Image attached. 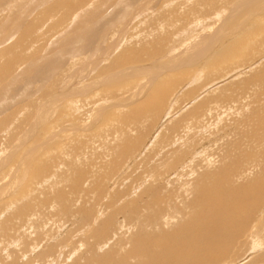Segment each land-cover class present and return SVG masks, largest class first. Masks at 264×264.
Masks as SVG:
<instances>
[{"label": "rangeland", "instance_id": "obj_1", "mask_svg": "<svg viewBox=\"0 0 264 264\" xmlns=\"http://www.w3.org/2000/svg\"><path fill=\"white\" fill-rule=\"evenodd\" d=\"M58 1L60 0H0V68L6 66L7 62H10L11 67L10 69L7 67V72L4 74L0 73V76L3 74L0 77V91L5 90L0 92L3 94H0V98L2 97L0 99V264H84L90 256L88 250L92 252L94 258L102 257L106 253H111L113 257L118 258L124 254L121 251L123 248L120 250L115 245L116 238H121L128 243L129 238L141 227L142 215L148 214L147 212L152 213L154 210L159 213L161 208L164 210L160 213V215L163 214V219H159L161 222L157 219L158 225H151L154 227L151 228L152 231L156 230L155 225L157 229L163 230L170 224L174 226L180 217L173 213L171 215L170 206L177 203L179 206L185 205L184 200L180 198L182 195L180 192L186 187L190 190L196 176L203 172L210 176L199 177L201 181L198 180V183H202L203 187L210 185L214 187V174L227 164L234 163L233 159L237 161L238 158L237 163L235 162L238 167L236 168V165L233 167L229 181L235 186L239 184V188L245 185L248 187L250 182L252 184V187L249 186L250 189L258 186L254 176L258 174L259 166L261 165L262 168L264 163V139H262L264 138V83H262L264 79L258 78V74L264 73V34L258 38L255 37V44L249 43L251 38L247 35L250 32L262 30L264 33V6L253 7L252 9L258 11L252 15L257 16L250 18L246 16L247 19H245V15L238 14L233 18L229 16L233 1L236 0H149L147 3L146 0H143L144 2L140 0L141 3L139 0H107V2L106 0H69L70 8L63 6L56 8L54 4ZM84 1L86 4L88 1L91 2L90 7L88 4L84 7ZM101 2L107 4L103 6ZM262 3L264 5V2ZM141 4L146 6L145 10L137 8ZM100 5L103 7H99ZM136 5L139 6L136 7ZM87 15L89 19L86 18ZM258 17L261 23H255ZM15 22L19 26L22 24L21 28ZM108 23L111 25L109 26ZM193 23H196V26ZM92 24L93 28L89 26ZM31 25L34 26V33L26 38L22 33L26 34L27 28L23 27L29 28ZM89 27L91 30L88 29ZM87 29L88 35L87 31L85 32ZM75 31H81V34L86 33L84 37L82 36L85 41L80 39L81 34L78 36L79 42L77 39V43L74 42L77 37L70 40L71 34ZM100 35L103 36L99 41ZM206 35L211 37L207 38ZM66 37L67 39L70 37L68 42H72L64 41L67 40ZM240 37L241 41L236 42ZM235 38L237 40L234 41ZM81 41L84 43L80 46ZM229 44L236 46L238 53L228 49L227 55L225 53V57H222L221 54ZM12 45H15V48L12 49ZM76 46H79L78 51ZM66 47L75 48V50ZM203 48L205 52L202 51ZM68 51L76 52L69 54ZM210 51L213 53L208 60ZM219 52L220 56H218ZM15 57L17 59L12 63ZM172 62L173 65H171ZM155 67L156 69H153ZM154 72L155 74H152ZM150 76L153 77L148 80ZM156 76L157 78L154 79ZM249 80L252 85L247 84ZM246 84L248 86H245ZM160 88L167 91V95ZM159 90L165 95L161 97L162 103L157 106L156 103L152 106L146 105L152 102L151 94L155 92L157 94ZM147 94H150L151 98ZM234 95L237 97L235 98ZM166 96L169 98H165ZM140 110L141 113H138ZM186 111H193V117L196 114L200 117L192 119V115L188 117ZM137 113L142 115L138 116ZM146 114H149L148 117ZM149 116L155 119L152 120ZM250 118L253 119V123ZM198 121L199 129H195ZM192 124L195 125L192 126ZM237 125L239 128L236 127ZM188 126L190 131L187 130ZM167 129L169 130L166 132ZM192 134L199 135L195 138L198 142L196 145L197 142H192L195 139L190 138ZM251 137L256 140L255 143L248 140ZM125 140L130 141L125 142ZM241 143L243 146L240 145ZM247 146H250L249 149ZM239 149L241 150L238 155ZM259 153L263 155L260 156ZM240 156L246 157L245 159L250 162L255 158V161L247 164L248 162ZM260 157L263 160H260ZM28 160L31 161V165H29L30 162L27 163ZM244 165L245 168H243ZM254 165L258 167L255 168ZM79 171L81 178L77 177V173L80 174ZM74 179H77L78 185ZM252 182L256 184L255 188ZM73 183L78 188L72 189ZM180 187L185 189L182 190ZM89 188L90 190L86 191ZM56 189L60 191L59 194H62V201L61 198L58 201V197L55 196L58 193ZM153 190L160 191L158 196L162 194L159 202L153 201ZM167 193L176 194V201L173 199L171 204L166 201ZM40 199H42L41 202ZM261 202H264V198ZM62 203L70 212L61 209L60 212L57 209V205ZM25 205L28 209L24 210ZM248 205V203L241 205L242 213L244 207L248 209L245 210L246 214L244 212L242 215L240 212V216H246L250 211ZM252 205L251 211L254 208V212L257 213L250 211L247 216L251 213L255 217H264V203L259 204L258 208ZM140 207L145 209L146 213L144 211L141 214L143 210L140 211ZM54 208L56 209L53 211ZM134 208L137 209L139 218L136 216L130 220L127 212ZM147 208L150 211H147ZM62 212H66L67 215ZM164 212L170 214L167 213V215ZM35 213L38 220L33 218L35 216L32 214ZM112 213L115 215H111ZM160 215L158 218L161 217ZM51 217L54 218L51 219ZM107 218H110V228L105 238L97 240L98 242L90 238L89 231L96 229V226ZM131 221L136 223L131 224ZM163 221L168 224H163ZM19 222H21L20 227L17 226ZM48 222L50 223L46 226ZM133 224L135 228L131 227ZM9 225L14 228L6 227ZM161 225L163 228L159 227ZM258 229V235V232H252L256 234L254 238H259L258 240L251 235L240 239L237 252L235 251L237 257L230 264H264V262L252 263L264 257V240L263 242L260 240L264 238L261 232L264 229L262 227ZM253 240L261 241L262 245L255 248L249 247ZM86 241H89L90 246L86 244ZM81 243L84 244L80 245ZM84 245L86 247L88 245V250Z\"/></svg>", "mask_w": 264, "mask_h": 264}, {"label": "bare ground", "instance_id": "obj_2", "mask_svg": "<svg viewBox=\"0 0 264 264\" xmlns=\"http://www.w3.org/2000/svg\"><path fill=\"white\" fill-rule=\"evenodd\" d=\"M94 1V0H93ZM100 1V0H99ZM136 1V0H135ZM134 1V2H135ZM141 1H143V0H141ZM141 1L139 0V2L141 3ZM149 0H146V3L148 2ZM153 1V0H152ZM159 1V0H158ZM211 1H213V0H211ZM210 1V2H211ZM14 2H16V1H14ZM106 2H107V0H106ZM131 2V1H130ZM144 2V1H143ZM262 2H264V0L262 1V0H236L235 2L233 1V5H232V7H231V10H230V13H229V16H232V18H233V16H235V15H237L238 16V14L239 15H245V19H247L246 18V16H248L249 18L250 17H256L257 15H252L254 12H256V11H258V10H254V9H252L253 7H263L264 5H263V3ZM1 3V2H0ZM27 3V2H26ZM89 3H91V2H89L88 1V5H89V7H90V4ZM103 3V6H104V4L106 5L107 3H105V2H101V4ZM139 3V4H140ZM189 3V2H188ZM187 3V4H188ZM197 3V2H196ZM201 3V2H200ZM86 3H85V1H84V7L87 5ZM92 4H93V2H92ZM95 4V3H94ZM129 4V3H128ZM131 4V3H130ZM145 4V3H144ZM55 5V7L56 8H58V6L60 7V8H62L61 6H63V7H65V8H70L71 7V5H70V1L69 0H60V1H58L57 3H55L54 4ZM74 5V4H73ZM81 5H83V4H81ZM80 5V6H81ZM99 5V4H98ZM98 5L96 6V8L98 7ZM79 6V7H80ZM103 6H99V7H103ZM134 6V5H133ZM137 6H139V5H136V7ZM156 6V5H155ZM197 6V5H196ZM78 7V6H77ZM87 7V6H86ZM106 7V6H105ZM104 7V9H106ZM154 7V6H153ZM152 7V8H153ZM157 7V6H156ZM52 8V7H51ZM81 8V7H80ZM126 8V7H125ZM139 10L141 9H143V10H145L144 8H146V6H142V4H141V6H139V7H137ZM136 8V9H137ZM148 8H150V7H148ZM62 10H64V8L62 9ZM79 10V9H78ZM78 10H76V12L78 11ZM86 10V9H85ZM100 10V9H99ZM218 10V9H217ZM60 11V10H59ZM80 11V10H79ZM94 11V10H93ZM97 11V10H96ZM128 11V10H127ZM137 11V10H136ZM225 11V10H224ZM68 12V11H67ZM216 12V11H215ZM223 12V11H222ZM61 13V12H60ZM62 13H63V11H62ZM61 13V14H62ZM74 13V12H73ZM80 13V12H79ZM96 13V12H95ZM100 13V12H99ZM122 13V12H121ZM130 13V12H129ZM93 14V13H92ZM98 14V13H97ZM101 14V13H100ZM99 14V15H100ZM124 14V13H123ZM144 14V13H143ZM186 14V13H185ZM191 14V13H190ZM190 14H188V15H190ZM72 15V14H71ZM120 15H122V14H120ZM141 15V14H140ZM139 15V16H140ZM216 15V14H215ZM75 16V15H74ZM95 16V15H94ZM98 16V15H97ZM138 16V17H139ZM197 16V15H196ZM19 17V16H18ZM28 17V16H27ZM59 17V16H58ZM62 17H63V14H62ZM71 17V16H70ZM183 18H185L184 16H182ZM187 17V16H186ZM17 18V17H16ZM86 18H88V15H87V17ZM116 18V17H115ZM120 18H121V16H120ZM123 18V17H122ZM197 18V17H196ZM236 18H239V17H236ZM49 19H50V17H49ZM52 19H54V18H52ZM57 19H59V18H57ZM61 19V18H60ZM70 19V18H69ZM89 19V18H88ZM244 19V20H245ZM252 19V18H251ZM250 19V20H251ZM263 19V18H262ZM46 20V19H45ZM48 20V19H47ZM84 20H87V19H84ZM92 20H94V18H92ZM96 20H97V18H96ZM116 21H117V19H115ZM58 21H60V20H58ZM95 21V20H94ZM113 21V20H112ZM116 21H114V22H116ZM198 21V20H197ZM196 21V22H197ZM19 22H21V20H19ZM50 22V21H49ZM62 22V21H61ZM93 22V21H92ZM121 21H119V23H120ZM130 22V21H129ZM228 22V21H227ZM233 22V21H232ZM243 22V21H242ZM257 22H260V17H258L257 19H255V23H257ZM262 22V21H261ZM260 22V23H261ZM17 23H18V21H17ZM58 23V22H57ZM56 23V24H57ZM89 23H91V21L89 22ZM107 23V22H106ZM105 23V24H106ZM221 23H223V21L221 22ZM229 23H230V20H229ZM15 24H16V22H15ZM14 24V25H15ZM24 24V23H23ZM85 24H87V22L85 23ZM95 24V23H94ZM110 23H108V25H109ZM112 24H114V23H112ZM115 24H117V23H115ZM190 24V23H189ZM230 24H232V23H230ZM242 24V23H241ZM248 24V23H247ZM17 25V24H16ZM25 25V24H24ZM70 25V24H69ZM101 25V24H100ZM111 25V24H110ZM109 25V26H110ZM193 25H195L196 26V23H193ZM223 25H224V23H223ZM225 25H227L226 23H225ZM235 25V24H234ZM257 25V24H256ZM263 25V24H262ZM17 26H19V25H17ZM21 26H22V24H20V28H21ZM27 26H29V25H27ZM86 26V25H85ZM84 26V27H85ZM89 26H92V28H93V24L92 25H89ZM240 26V25H239ZM239 26H238V29H239ZM242 26H244V24L242 25ZM264 26V25H263ZM12 27V26H11ZM19 27H18V29H19ZM56 27V26H55ZM79 27V26H78ZM94 27H96V26H94ZM106 27V26H105ZM260 27V26H259ZM13 28H14V26H13ZM23 28H27L26 30H25V32H26V34H24V33H22L25 37L26 36H29L31 33H34V26L33 25H31L29 28L28 27H23ZM85 28H87V27H85ZM99 28V27H98ZM107 28V27H106ZM235 28V27H234ZM256 28H257V26H256ZM263 28V27H262ZM17 28H15V30H17V31H19ZM79 29H82V28H79ZM88 29H90L91 30V28L89 27ZM88 29L87 30H85V32L87 33V35H88ZM20 30H22V29H20ZM36 30H37V28H36ZM94 30V29H93ZM104 30V29H103ZM222 30V29H221ZM225 30V29H224ZM240 30V29H239ZM243 30V29H242ZM262 30V29H261ZM13 31V30H12ZM153 31V30H152ZM169 31V30H168ZM218 31H220V29L218 30ZM231 31V30H230ZM104 32V31H103ZM222 32V31H221ZM221 32H218V33H221ZM11 34L13 33V32H10ZM14 33H16V31L14 32ZM35 33H36V31H35ZM82 32L81 31H79V32H77V31H75L73 34H71V39L70 40H72V38H74V37H77V38H75V40H74V42H76V39H77V42H79L80 40L78 39V36H80V34H81ZM86 33H83V34H81V37H80V39L82 38V36L84 35V34H86ZM109 33V32H108ZM226 33V32H225ZM233 33V32H232ZM19 34V33H18ZM93 34V33H92ZM95 34V33H94ZM105 34V33H104ZM215 34H216V30H215ZM222 34H224V33H222ZM222 34H220V36H222ZM235 34H237V33H235ZM264 33H263V30L262 31H256V32H250L247 36H249L251 39H250V41H249V43H252L253 42V44H255L256 42V38L255 37H260V36H262ZM87 35H86V38H87ZM109 35V34H108ZM243 35H245V34H243ZM4 36H5V34H4ZM22 36V35H21ZM20 36V37H21ZM24 36H23V38H24ZM89 36H91V35H89ZM94 36H96V35H94ZM98 36V35H97ZM102 36L103 35H100V38H99V41H100V39L102 38ZM110 36V35H109ZM207 36V38H209V37H211V36H209V35H206ZM205 36V37H206ZM68 37V36H67ZM67 37H66V39H67ZM69 37V38H70ZM84 37V36H83ZM215 37V36H214ZM218 37V36H217ZM233 37V36H232ZM27 38V37H26ZM69 38L67 39V40H64V41H66V42H68V40H69ZM85 38V39H86ZM90 38V37H89ZM95 38V37H94ZM94 38H92L93 40H94ZM111 38V37H110ZM206 38V39H207ZM79 40V41H78ZM82 40H84L83 38H82ZM103 40V39H102ZM210 41H211V38L209 39ZM218 40V39H217ZM235 40H237L236 38L234 39V41ZM22 41V40H21ZM85 41V40H84ZM87 41V40H86ZM92 41V40H91ZM98 41V40H97ZM99 41H98V43H99ZM202 41L205 43V40L204 39H202ZM215 41V40H214ZM239 41H241V37L240 38H238V40L236 41V42H238L239 43ZM243 41V40H242ZM72 42V41H71ZM71 42H68V43H71ZM76 42V43H77ZM82 42V41H81ZM94 42V41H93ZM202 42V43H203ZM217 42V41H216ZM18 43V42H17ZM83 43L84 42H82L81 44H80V46L81 45H83ZM86 43H88V41L86 42ZM90 43V42H89ZM203 43V44H204ZM211 43L213 44V41H211ZM241 43V42H240ZM15 44V43H14ZM63 44V43H62ZM78 44V45H79ZM100 44V43H99ZM99 44H98V46H99ZM201 44V43H200ZM207 44V43H206ZM217 44V43H216ZM243 44V43H242ZM18 45V44H17ZM16 45V46H17ZM66 46H67V44H65ZM75 45V44H74ZM77 45V44H76ZM94 45H96V44H94ZM208 45V44H207ZM206 45V46H207ZM210 45V44H209ZM208 45V46H209ZM15 46V45H14ZM13 45H12V49L13 48H15ZM68 46H69V44H68ZM85 46V45H84ZM87 46V45H86ZM93 46V45H92ZM205 46V47H206ZM208 46H207V48H208ZM211 46V45H210ZM237 46H238V44H237ZM244 46H245V44H244ZM64 47V46H63ZM63 47H61V49L63 48ZM70 47V46H69ZM69 47H66V48H68V49H70ZM75 47V46H74ZM77 47V46H76ZM79 47V46H78ZM78 47H77V51H78ZM247 47V46H246ZM248 47H249V44H248ZM10 48V49H11ZM66 48H65V50H66ZM81 48V47H80ZM237 47L235 46H233V45H228L227 47H225V51L222 53V51H221V55H222V57L224 56V54L226 53V55H227V53H228V49H231L232 51L233 50H235L237 53H238V49H236ZM243 48V47H242ZM83 49V48H82ZM96 49V48H95ZM106 49V48H105ZM204 49L205 48H203L202 49V51L203 52H205L204 51ZM70 50H75V48L73 49H70ZM231 50H229L230 52L229 53H231ZM240 50V49H239ZM83 51H84V49H83ZM98 51V50H97ZM67 51H65V53H66ZM71 52H76V51H68V53L70 54ZM81 52V51H80ZM85 52V51H84ZM234 52V51H233ZM5 53H11V52H5ZM13 53V52H12ZM58 53H61V52H58ZM57 53V54H58ZM64 53V52H63ZM63 53H62V55H63ZM64 53V54H65ZM79 53V52H78ZM102 53H104V52H102ZM213 52L212 51H210V52H208V60H210L209 58H211L212 56H211V54H212ZM237 53H235V54H237ZM189 54V53H188ZM203 54V53H202ZM187 55V54H186ZM190 55V54H189ZM197 55H199L198 53H197ZM205 55V54H204ZM216 55H218V54H216ZM233 55V54H232ZM59 56V55H58ZM205 56H207V55H205ZM218 56H220V52H219V55ZM217 56V57H218ZM71 57V56H70ZM176 57V56H175ZM221 57V58H222ZM225 57V56H224ZM74 58V57H73ZM78 58V57H77ZM90 58V57H89ZM174 58V57H173ZM12 59V58H11ZM17 59V57H15V58H13V61H12V63L15 61ZM185 59V58H184ZM193 59V58H192ZM218 59V58H217ZM172 60H174V59H172ZM214 59H212V61H213ZM176 60H174V62H175ZM186 61V60H185ZM188 61V60H187ZM192 61V60H191ZM74 62V61H73ZM169 62V61H168ZM178 62V61H177ZM69 63V62H68ZM169 63H171V62H169ZM209 63H210V61H209ZM10 62H7V64H6V66H2L3 68H0V73H5V72H7V67H9V69L11 68L10 67ZM86 64V63H85ZM92 64V63H91ZM8 65V66H7ZM101 65V64H100ZM171 65H173V62H172V64ZM176 65V64H175ZM183 65V64H182ZM68 66V65H67ZM36 67V66H35ZM34 67V68H35ZM51 67V66H50ZM81 67V66H80ZM84 67V66H83ZM158 67V66H157ZM166 67V66H165ZM171 67V66H170ZM174 67V66H173ZM176 67V66H175ZM174 67V68H175ZM209 67H210V64H209ZM211 67H213L212 65H211ZM98 68V67H97ZM143 68H144V66H143ZM8 69V70H9ZM48 69V68H47ZM140 69V68H139ZM153 69H156V67L155 68H153ZM152 68H151V70H153ZM6 70V71H5ZM35 70V69H34ZM33 70V71H34ZM44 70V69H43ZM78 70V69H77ZM144 70V69H143ZM165 70V69H164ZM61 71V70H60ZM157 71H158V69H157ZM161 71V70H160ZM201 71H202V69H201ZM262 71V70H261ZM264 71V70H263ZM28 72V71H27ZM31 72V71H30ZM45 72H46V70H45ZM48 72H49V70H48ZM134 72V71H133ZM162 73V72H161ZM197 73V72H196ZM2 74V75H3ZM27 74H29V72L27 73ZM32 74V73H31ZM38 74V73H37ZM37 74H35V75H37ZM40 74V73H39ZM48 74V73H47ZM47 74H45V75H47ZM50 74V73H49ZM83 74H84V72H83ZM133 74V73H132ZM135 74V73H134ZM138 74V73H137ZM144 74V73H143ZM152 74H155V72L154 73H152ZM156 74H158V73H156ZM178 74H180V73H178ZM1 75V76H2ZM42 75V74H41ZM0 76V77H1ZM5 76V75H4ZM3 76V77H4ZM50 76V75H49ZM158 76V75H157ZM157 76L156 77H154V79H156L157 78ZM153 77V76H152ZM151 76L149 77V78H147L148 80L150 79L151 80V78H152ZM173 78H175V76H172ZM261 78L262 80L264 79V73H260V74H258V78ZM45 78H46V76H45ZM74 78V77H73ZM76 78V77H75ZM74 78V79H75ZM121 78V77H120ZM183 78V77H182ZM186 78V77H185ZM177 79V78H176ZM248 79H249V77H248ZM247 79V80H248ZM253 80H254V78H252ZM37 80V79H36ZM175 80V79H174ZM197 80H198V78H197ZM246 80V81H247ZM251 80V79H250ZM249 80V81H250ZM9 81V80H8ZM71 81V80H70ZM162 81H165V80H163L162 79ZM162 81H160L161 83H162ZM248 81V82H249ZM252 81V80H251ZM251 81L248 83L247 82V84H250L251 83ZM28 82V81H27ZM33 82V81H32ZM148 82H150V81H148ZM158 82V81H157ZM174 82V81H173ZM176 82V81H175ZM174 82V83H175ZM178 82V81H177ZM193 82V81H192ZM183 83V82H182ZM244 83V82H243ZM246 83V82H245ZM262 83H264V82H262ZM245 85V86H248V85ZM255 84H257V83H255ZM163 85H165V84H163ZM174 85H176V84H174ZM250 85H252V84H250ZM31 86V85H30ZM74 86V85H73ZM158 86H160V84H158ZM166 86V85H165ZM164 86V87H165ZM245 86H243V87H245ZM254 86V85H253ZM157 87V86H156ZM161 87H163L162 86V84H161ZM177 87V86H176ZM259 87V86H258ZM166 88V87H165ZM170 88V87H169ZM168 88V89H169ZM82 89V88H81ZM155 89V88H154ZM241 89V88H240ZM257 89V88H256ZM261 89V88H260ZM0 90H1V88H0ZM28 90V89H27ZM160 90H162V88H160ZM160 90H159V93H157L156 94V92L154 93V94H151L150 92V94L152 95V98L153 99H151L152 100V102L150 101V102H148V103H146V105L148 104H150L151 106L153 105V104H155L156 106L157 105H159V104H161L162 103V101H163V99H161V97H162V95H163V92L164 93H166L164 90H162L163 92L161 93L160 92ZM166 90H167V88H166ZM3 91V90H2ZM2 91H0V92H2ZM5 91V90H4ZM3 91V92H4ZM83 91V90H82ZM205 91V90H204ZM247 91V90H246ZM264 91V90H263ZM84 92V91H83ZM240 92H241V90H240ZM254 93V92H253ZM1 94V93H0ZM150 94H147L148 96L150 95ZM189 94H191V93H189ZM188 94V95H189ZM222 94V93H221ZM220 94V95H221ZM238 94H240V93H238ZM237 94V95H238ZM1 95H3V94H1ZM0 95V96H1ZM7 95V94H6ZM103 95V94H102ZM154 95V96H153ZM166 95H167V93H166ZM228 95V94H227ZM242 95H244V94H242ZM246 95V94H245ZM5 96V95H4ZM105 96V95H104ZM163 96H165V95H163ZM169 96H171V95H169ZM190 96V95H189ZM193 96V95H192ZM223 96H225V95H223ZM231 96V95H230ZM76 97V96H75ZM205 97V96H204ZM207 97V96H206ZM205 97V98H206ZM220 97V96H219ZM234 97H235V95H234ZM237 97V96H236ZM235 97V98H236ZM238 97H240V96H238ZM242 97V96H241ZM2 98V97H1ZM0 98V99H1ZM147 98V97H146ZM149 98H151V96H149ZM165 98H167V96L165 97ZM169 98V97H168ZM167 98V99H168ZM203 98V97H202ZM255 98V97H254ZM59 99V98H58ZM103 99V98H102ZM106 99V98H105ZM197 99V98H196ZM199 99V98H198ZM209 99V98H208ZM200 100V99H199ZM164 101H166V100H164ZM176 101V100H175ZM198 101V100H197ZM205 101V100H204ZM211 101H213L212 100V98H211ZM226 101V100H225ZM230 101V100H229ZM235 101H237V100H235ZM239 101H240V99H239ZM263 101H264V99H263ZM82 102V101H81ZM86 102V101H85ZM84 102V103H85ZM215 102V101H214ZM90 103V102H89ZM222 103V102H221ZM220 103V104H221ZM226 103V102H225ZM230 104L232 103V102H229ZM145 104V103H144ZM192 104V103H191ZM203 104H204V102H203ZM229 104V105H230ZM255 104V103H254ZM138 105V104H137ZM145 105V106H146ZM149 105V106H150ZM199 105H201V104H199ZM209 105H211V104H209ZM214 105H216V104H214ZM214 105H213V107H214ZM225 105V104H224ZM227 105V104H226ZM88 106V105H87ZM149 106H147V108L149 107ZM217 106H218V103H217ZM62 107V106H61ZM81 107V106H80ZM199 107V106H198ZM207 107V106H206ZM209 107H211V106H209ZM208 107V108H209ZM234 107V106H233ZM237 106H235V108H236ZM139 108V107H138ZM140 108H142V107H140ZM139 108V109H140ZM150 108V107H149ZM155 108V107H154ZM157 108V107H156ZM159 108V107H158ZM160 108H162V107H160ZM203 108V107H202ZM212 108V107H211ZM217 108V107H216ZM226 108V107H225ZM225 108H224V110H225ZM229 108V107H228ZM253 108V107H252ZM144 109V108H143ZM153 109V108H152ZM78 110V109H77ZM142 110V109H141ZM141 110L138 112V113H141ZM158 110V109H157ZM161 110V109H160ZM196 110V109H195ZM203 110V109H202ZM207 110H209V109H207ZM236 110H237V108H236ZM251 110V109H250ZM255 110V109H254ZM133 111V110H132ZM131 111V112H132ZM159 111V110H158ZM210 111V110H209ZM209 111H207L208 113H209ZM214 111V110H213ZM253 111V110H252ZM262 111V110H261ZM151 112V111H150ZM187 112V111H186ZM202 112V111H201ZM206 112V111H205ZM138 113H137V115H138ZM149 113V112H148ZM159 113V112H158ZM211 113H212V110H211ZM223 113V112H222ZM131 114H133V113H131ZM150 114V113H149ZM148 114V115H149ZM152 114H154V112L152 111ZM160 114V113H159ZM169 114V113H168ZM187 114V116L189 117L190 115H192L193 114V111H191V112H187L186 113ZM204 114V113H203ZM206 115H207V113H205ZM214 114V113H213ZM216 114V113H215ZM261 114V113H260ZM139 115H142V114H139ZM138 115V116H139ZM148 115L146 114V117H148ZM166 115V114H165ZM199 115V114H198ZM211 115V114H210ZM209 114H208V116H210ZM46 116H47V114H46ZM153 117H154V115H152ZM152 116H149V118H151ZM202 116V115H201ZM217 116V115H216ZM253 116H255V115H253ZM258 116H260V115H258ZM263 116V115H262ZM40 117V116H39ZM197 117H200V115L199 116H197V114H196V116L194 115V117H193V115L191 116V118L192 119H194V118H197ZM206 117V116H205ZM210 117H212V116H210ZM238 117V116H237ZM242 117H243V115H242ZM264 117V116H263ZM133 118V117H132ZM145 118V117H144ZM164 118V117H163ZM180 118H182V117H180ZM185 118V117H184ZM183 118V119H184ZM213 118H215V117H213ZM218 118V117H217ZM229 118V117H228ZM247 118L249 119V117L247 116ZM140 119H141V117H140ZM139 119V120H140ZM147 119V118H146ZM152 120L153 119H155V118H151ZM185 119H187V118H185ZM191 119V120H192ZM209 119V118H208ZM212 119V118H211ZM251 120H252V123H253V119L252 118H250ZM260 119H263V118H261L260 117ZM94 120H96V119H94ZM143 120V119H142ZM149 120V119H148ZM151 120V121H152ZM181 120V119H180ZM188 120H189V118H188ZM144 121V120H143ZM210 121V120H209ZM241 121V120H240ZM153 122V121H152ZM239 122V121H238ZM256 122H259V121H256ZM263 122V121H262ZM130 123V122H129ZM150 123V122H149ZM202 123V122H201ZM244 123V122H243ZM238 124V123H237ZM34 125V124H33ZM134 125V124H133ZM160 125V124H159ZM180 125V124H179ZM190 125V124H189ZM193 125H195V124H192V126ZM204 125V124H203ZM244 125H245V123H244ZM212 126V125H211ZM232 126V125H231ZM247 126H249V125H247ZM260 126V125H259ZM137 127V126H136ZM178 127H181V126H178ZM177 127V128H178ZM189 127L190 126H188L187 127V130H189L190 131V129H189ZM199 127V121H198V126L197 127H195V129H197ZM237 128H239V126L237 125L236 126ZM251 127V126H250ZM138 128V127H137ZM213 128V127H212ZM235 128V127H234ZM236 128V129H237ZM252 128V127H251ZM143 129V128H142ZM165 129V128H164ZM184 129V128H183ZM199 129V128H198ZM217 129V128H216ZM247 129V128H246ZM124 130V129H123ZM169 129H167L166 130V132L168 131ZM201 130V129H200ZM234 130V129H233ZM248 131H249V129H247ZM127 131V130H126ZM137 131V130H136ZM173 131V130H172ZM198 131V130H197ZM202 132H203V130H201ZM228 131V130H227ZM237 131H238V129H237ZM245 131V130H244ZM243 131V132H244ZM258 131H259V129H258ZM135 132V131H134ZM165 132V131H164ZM188 132V131H187ZM252 132H253V130H252ZM118 133V132H117ZM235 133V132H234ZM241 133V132H240ZM247 133H249V132H247ZM246 133V134H247ZM115 134V133H114ZM122 134H123V131H122ZM204 134V133H203ZM202 134V135H203ZM229 134V133H228ZM245 134V133H244ZM158 135V134H157ZM198 135V134H197ZM197 135H193L192 134V137L190 136V138H192V139H195L196 138V136ZM241 135H242V133H241ZM121 136V135H120ZM123 136V135H122ZM179 136V135H178ZM199 136V135H198ZM207 136V135H206ZM233 136V135H232ZM247 136H248V134H247ZM253 136H254V134H253ZM264 136V135H263ZM155 137V136H154ZM186 137V136H185ZM203 137H205V136H203ZM202 137V138H203ZM242 137V136H241ZM137 138V137H136ZM237 138V137H236ZM235 138V139H236ZM240 138V137H239ZM187 139H188V137H187ZM186 139V140H187ZM243 139H244V137H243ZM262 139H264V138H262ZM229 140V139H228ZM248 140H250V142L252 143V142H256V140H254L253 139V137H251V138H249ZM126 141H130V140H125V142ZM236 141V140H235ZM243 141V140H242ZM124 142V141H123ZM133 142H134V140H133ZM190 142V141H189ZM192 142H197V140L195 139V141H192ZM244 142V141H243ZM262 142V141H261ZM263 142H264V140H263ZM44 143V142H43ZM228 143V142H227ZM235 143V142H234ZM239 143V142H238ZM245 143V142H244ZM125 144V143H124ZM191 144V143H190ZM196 144H198V142L197 143H195V145ZM226 144V143H225ZM224 144V145H225ZM248 144H250L249 143V141H248ZM173 145V144H172ZM194 145V146H195ZM234 145V144H233ZM241 146H243V144L241 143L240 144ZM240 145H238L239 147H241ZM122 146H124V145H122ZM122 146H120V147H122ZM127 146H128V144H127ZM228 146V145H227ZM234 146H236L237 147V145H234ZM256 146V145H255ZM260 146H261V144H260ZM262 146H263V144H262ZM126 147V146H125ZM130 147V146H129ZM248 147V146H247ZM250 147V146H249ZM249 147H248V149H249ZM119 148V147H118ZM158 148V147H157ZM171 148V147H170ZM184 148H186V147H184ZM188 148V147H187ZM225 148V147H224ZM238 148V147H237ZM253 148H255L254 146H253ZM252 148V149H253ZM257 148V147H256ZM263 148H264V146H263ZM36 149V148H35ZM40 149V148H39ZM116 149V148H115ZM228 149H231V148H228ZM243 149V148H242ZM251 149V148H250ZM262 149V148H261ZM120 150V149H119ZM227 150V149H226ZM232 150V149H231ZM238 150V149H237ZM237 150H235V151H237ZM240 150L241 149H239V151H237V154L240 152ZM246 150V149H245ZM245 150H243V151H245ZM260 150V149H259ZM114 151V150H113ZM125 151V150H124ZM202 151V150H201ZM225 151V150H224ZM228 151V150H227ZM242 151V152H243ZM250 151V150H249ZM249 151H246L247 153H250ZM253 151V150H252ZM260 151H262V150H260ZM32 152V151H31ZM121 152V151H120ZM257 152V151H256ZM259 152V151H258ZM34 153V152H33ZM95 153V152H94ZM185 153H186V151H185ZM190 153V152H189ZM223 153V152H222ZM225 153V152H224ZM236 153V152H235ZM252 153H255V152H252ZM123 154V153H122ZM173 154V153H172ZM180 154V153H179ZM215 154V153H214ZM228 154H230L229 153V151H228ZM232 154V153H231ZM33 155V154H32ZM116 155V154H115ZM119 155V154H118ZM195 155V154H194ZM225 155H227V154H225ZM235 155V154H234ZM239 155V154H238ZM245 155H246V153H245ZM254 154H252V156H253ZM256 155H258V154H256ZM259 155H260V153H259ZM261 155H263V154H261ZM260 155V156H261ZM101 156V155H100ZM232 156V155H231ZM230 156V157H231ZM244 156V155H243ZM117 157V156H116ZM121 157V156H120ZM124 157V156H123ZM174 157V156H173ZM185 157V156H184ZM203 157V156H202ZM219 157V156H218ZM228 157V156H227ZM226 157V159H228ZM241 157V156H240ZM239 157V158H240ZM248 157H249V155H248ZM255 157V156H254ZM257 157V156H256ZM137 158V157H136ZM180 158V157H179ZM183 158V157H182ZM195 158V157H194ZM220 158V157H219ZM233 158H235V156H233ZM237 158V157H236ZM244 158V157H243ZM242 157H241V159H243ZM246 158V157H245ZM244 158V160L245 161H247L246 159ZM250 158V157H249ZM249 158H248V160H249ZM264 158V157H263ZM263 158H261L260 157V160L262 159L263 160ZM30 159V158H29ZM236 159H233V161H234V163H232V164H227L224 168H220V170H222L218 175H217V173L220 171H218V172H216L215 174H214V180H215V186L214 187H212L211 185L209 186V187H203V184L202 183H198L199 181H201L200 179H199V177H208V176H210V175H208V174H206V173H204L203 172V174L202 173H200V175H198V176H196V179H194L195 180V182L193 181L192 182V184H191V189L189 190L187 187H186V189L183 187V189H185L184 191H181L180 193L182 194L181 195V197L180 196H178V197H180L181 199H183L184 201L183 202H185V205H182V204H180V206L179 205H177V204H171V201H173V199L175 200V198H177L176 197V194H174V193H167V194H165V196H166V201H169V203L171 204V206H170V204H167L168 206H170V209H171V215H173V214H176V215H178L179 217H180V220L174 225V226H172L170 223V226H172L170 229L168 228V227H170V226H168L167 228H166V225L168 224L167 222H165L164 223V221H163V224H166L164 227L166 228L165 230H163V229H157L158 227H156L159 223L157 222V219L159 220L160 218H162V215H160V213H161V211L163 212L164 210L163 209H161L160 208V211H159V213L157 212V211H153V209H152V213H149V212H147L148 214H145L146 213V211H145V209L143 210V208H141L142 207V205H141V207L139 208L140 209V211L141 210H143L142 212H141V214H143V212L145 211V215H142V217H140V220L142 221V224H141V227L138 229V231L133 235V236H129L130 238H129V241H128V243H126L123 239H121V238H116V243H115V245L117 246V248H119L120 250H121V248H123V250H121V251H123V254L124 255H122V256H119L118 258H116V257H113L112 256V254L111 253H106L104 256H102V257H96V258H94L95 256H93V254H92V252L91 251H89L87 248H88V245L90 246V244H89V241H90V238H92V239H94V240H100V239H103V238H105V236H106V234L108 233V231H109V228H110V226H109V220H110V218H107V219H105L104 221H101L100 223V225L99 226H96V229H93L92 231L90 230L89 231V233H88V235L90 236V238H89V241H86L87 243L86 244H88L87 245V247H86V245H84V247H86V249L88 250V254L90 255L86 260H85V263L84 264H225V263H227V262H229V264L233 261V259H235L236 257H237V255H236V253H235V251H236V249L238 248V246H239V243H240V239L242 238V239H244V237H246V236H252L253 238L256 236V234H253L252 232H254V233H257L258 232V228H260V227H262V229H264V217L263 216H260V217H255L253 214H251L252 213V211H253V213L254 214H256L255 212H254V208H253V210L251 211V208L252 207H250L252 204H255L253 207H259L260 205L259 204H262L263 205V203L264 202H261L262 201V198H264L263 196H264V163L262 164L263 165V167L261 168L260 166H259V172H258V174L256 173L255 174V176H254V178H256V179H254V180H256V184L258 185V186H256V188H255V185H254V182H252L253 183V185H254V188L255 189H250V185H251V187H252V184H250L249 183V186L248 187H246L247 185H245V184H243V186L245 185V187H243V186H240V187H243V188H239L238 187V185L237 186H235L234 184H232L230 181H229V175H230V173H231V171H233V167H235V165H236V163H237V161H238V158H237V161H235ZM252 161L251 162H253L254 163V161H255V158H254V160L253 159H251ZM257 160V159H256ZM260 160H257L258 162H261ZM187 161V160H186ZM231 161V160H230ZM240 161V160H239ZM242 161V160H241ZM244 161V162H245ZM256 161V162H257ZM29 162H30V164H29ZM77 162V161H76ZM208 162V161H207ZM236 162V163H235ZM243 162V161H242ZM241 162V163H242ZM248 162V163H247ZM247 162H245V163H247V164H250L251 162H250V160L249 161H247ZM263 162H264V160H263ZM29 165H31V161H29L28 160V162H27ZM184 163V162H183ZM262 163V162H261ZM35 164V163H34ZM252 164V163H251ZM257 163H255V165H256ZM260 164V163H259ZM258 164V165H259ZM74 165V164H73ZM194 165V164H193ZM192 165V166H193ZM254 165V166H255ZM195 166V165H194ZM249 166V165H248ZM251 166V168H252V165H250ZM254 166H253V168H254ZM170 167V166H169ZM197 167V166H196ZM195 167V168H196ZM199 167V166H198ZM238 166L236 165V168H237ZM240 167V166H239ZM258 166H255V168H257ZM23 168V167H22ZM28 168H29V166H28ZM160 168V167H159ZM190 168V167H189ZM201 168V167H200ZM241 168V167H240ZM243 168H245V165L243 166ZM250 168V167H249ZM158 169V168H157ZM183 169V168H182ZM142 170V169H141ZM170 171V170H169ZM194 171V170H193ZM192 171V172H193ZM198 171V170H197ZM165 172V171H164ZM79 173H80V171H79ZM152 174H153V172H152ZM165 174V173H164ZM199 174V173H198ZM76 175V174H75ZM81 175V173L80 174H78L77 173V177H79ZM119 176V175H118ZM236 176V175H235ZM237 176H238V174H237ZM161 177V176H160ZM169 177V176H168ZM193 177V176H192ZM246 177V176H245ZM79 178H81V176L79 177ZM156 178H158V177H156ZM155 178V179H156ZM238 178H240L239 176H238ZM183 179V178H182ZM236 179V178H235ZM77 180V179H76ZM76 180L74 179V181H75V183L77 184V182H76ZM152 180V179H151ZM199 180V181H198ZM240 180V179H239ZM253 180V181H254ZM257 180H259L258 181V183H257ZM114 181V180H113ZM175 181V180H174ZM242 181V180H241ZM86 182V181H85ZM48 183V182H47ZM75 183H73V185H72V189H74V188H76L77 186H76V184ZM72 184V183H71ZM175 184H176V182H175ZM188 184V183H187ZM248 184V183H247ZM78 185V184H77ZM240 185H242V184H240ZM79 186H80V184H79ZM171 186V185H170ZM178 186V185H177ZM183 186H185L184 184H183ZM56 187V186H55ZM258 187H260L261 189H259ZM78 188V187H77ZM92 188H94V187H92ZM91 188V189H92ZM98 188H100V187H98ZM181 188V187H180ZM58 189V188H57ZM55 190V191H57L58 193L55 195V196H57L58 197V201H60L59 199L62 197V194H59L60 193V191H58V190ZM182 189V188H181ZM182 189V190H183ZM188 189V190H187ZM250 189V190H249ZM76 190V189H75ZM80 190V189H79ZM81 190H83V189H81ZM90 190V188L89 189H87L86 191H89ZM94 190V189H93ZM84 191V190H83ZM95 191V190H94ZM93 191V192H94ZM77 192H78V190H77ZM81 192V191H80ZM90 192H92V191H90ZM90 192H87V193H89V194H91ZM92 192V193H93ZM158 192H160V191H158ZM158 192H156V190H153V194H152V198H153V201H155V202H159L160 201V199H159V197L162 195V194H160V196H158L157 194H158ZM56 193V192H55ZM73 193H74V191H73ZM76 193V192H75ZM86 193V192H85ZM54 194V193H53ZM64 194V193H63ZM70 194V193H69ZM77 194V193H76ZM133 194V193H132ZM188 194V196H186ZM87 194H85V196H86ZM180 195V194H179ZM72 196H75V195H72ZM88 196V195H87ZM65 197H68V196H66L65 195ZM115 197V196H114ZM131 197V196H130ZM53 198V197H52ZM63 198V197H62ZM62 198H61V201H62ZM116 198V197H115ZM152 198H151V201H152ZM161 198H163L164 200H165V198L164 197H161ZM67 199V198H66ZM65 199V200H66ZM44 200V199H43ZM69 200V199H68ZM67 200V201H68ZM133 200V199H132ZM180 200V199H179ZM42 201V199H40V202ZM149 201V200H148ZM150 201V202H151ZM152 201V202H153ZM162 201V200H161ZM176 201V200H175ZM178 201V200H177ZM34 202V201H33ZM38 202V201H37ZM109 202H111V201H109ZM108 202V203H109ZM182 202V203H183ZM31 203V202H30ZM69 203V202H68ZM68 203H67V205H68ZM137 203V202H136ZM148 203V202H147ZM147 203H146V205H147ZM164 203V202H163ZM246 203H248L249 205H248V207H249V209H250V211H251V215L249 214V216H247L248 215V213L250 212V211H248V213H247V215L246 216H240L241 214H240V212L242 213V207H241V205H244V204H246ZM34 204V203H33ZM52 204V203H51ZM72 204V203H71ZM76 204V203H75ZM114 204V203H113ZM151 204V203H150ZM96 205H97V203H96ZM137 205V204H136ZM144 205H145V203H144ZM157 205H158V203H157ZM157 205H156V207H157ZM23 206H24V204H23ZM36 206V205H35ZM95 206V205H94ZM133 206H134V204H133ZM163 206V205H162ZM247 206V205H246ZM56 207V206H55ZM69 207V206H68ZM110 207V206H109ZM150 207V206H149ZM165 207H167L166 205H165ZM263 207V206H262ZM27 208V206L25 205V207H24V210ZM108 208V207H107ZM125 208H126V206H125ZM261 208V207H260ZM22 209V208H21ZM28 209V208H27ZM37 209V208H36ZM47 209H48V207H47ZM51 209V208H50ZM56 208H54L53 209V211L55 210ZM57 209L60 211V209L62 210V211H68V212H70V210H68V208L65 206V205H63V203L60 205H57ZM106 209V208H105ZM122 209V208H121ZM127 209V208H126ZM131 209V208H130ZM138 209V210H139ZM149 208H147L146 210L147 211H150V210H148ZM158 209V208H157ZM168 210H169V208H167ZM246 209H248L247 207H244V212H245V210ZM256 209V208H255ZM23 210V209H22ZM31 210V209H30ZM49 210V209H48ZM47 210V211H48ZM52 210V209H51ZM124 210V209H123ZM241 210V211H240ZM256 210H258V209H256ZM255 210V211H256ZM39 211V210H38ZM42 211V210H41ZM126 211V210H125ZM125 211L123 212V213H125ZM130 210H128V212L127 213H129V219L131 220V218H134V217H138L139 216V213H138V211H137V209L136 208H134V209H132L130 212H129ZM170 211V210H169ZM23 212V211H22ZM43 212V211H42ZM57 212V211H56ZM55 212V213H56ZM61 212V211H60ZM66 212H62L63 214H65V215H67V213ZM114 213H116L117 212V210H116V212L115 211H113ZM243 212V213H244ZM47 213V212H46ZM114 213H112L111 215H115ZM119 213H120V211H119ZM170 214L169 212H164V214ZM173 213V214H172ZM243 213H242V215H243ZM16 214V213H15ZM14 214V215H15ZM22 214H24V213H22ZM49 214V213H48ZM51 214V213H50ZM68 214H70V213H68ZM84 214V213H83ZM167 214V215H168ZM244 214H246V212L244 213ZM21 215V214H20ZM32 215H36V213L35 214H32ZM116 215H119V214H116ZM161 216V217H159L158 218V216ZM22 216V215H21ZM28 216V215H27ZM27 216H25V217H27ZM31 216V215H30ZM29 216V217H30ZM52 216V215H51ZM54 216H55V214H54ZM100 216V215H99ZM170 216V215H169ZM20 217V216H19ZM58 217V216H57ZM86 217V216H85ZM87 217H88V214H87ZM86 217V219H89V218H87ZM22 218V217H21ZM19 218L21 221H22V219L24 218ZM28 218V217H27ZM26 218V219H27ZM35 220H38L39 218H37L36 216L35 217H33ZM41 218V217H40ZM44 218L45 219H47L46 218V216H44ZM48 218H49V216H48ZM54 217H51V219H53ZM56 218V217H55ZM116 218V217H115ZM139 218V217H138ZM25 219V220H26ZM124 219V218H123ZM163 219V218H162ZM170 219H172L171 217H170ZM48 220V219H47ZM46 220V221H47ZM56 220V219H55ZM90 220V219H89ZM129 220V221H130ZM167 220H169V219H167ZM173 220H175V219H173ZM176 220H177V218H176ZM28 221H30V220H28ZM40 221V220H39ZM53 221V220H52ZM83 222H86L85 220H82ZM136 221V220H135ZM24 222V221H23ZM30 222H32V220L30 221ZM157 222V223H156ZM159 222H161V220H159ZM46 223V222H45ZM49 223L50 222H48V224H45L46 226L47 225H49ZM95 223V222H94ZM132 223H136V222H133V221H131V224ZM20 224H21V222H19V224H17V226H19L20 227ZM42 224V223H41ZM44 224V223H43ZM53 224V223H52ZM90 223H88V225H89ZM153 224H157V225H155V229L156 230H153L152 231V229L154 228V227H152L151 225H153ZM162 224V225H163ZM5 225V224H4ZM8 225V224H7ZM31 225V224H30ZM30 225H28V227L30 226ZM45 225H43V226H45ZM130 225V224H129ZM134 225L135 224H133V226H131V227H134ZM140 225V224H139ZM159 226V227H161V228H163V226ZM22 226V225H21ZM121 226V225H120ZM5 226H3V228H4ZM6 227H13V226H11V225H9V226H6ZM30 227H32V225L30 226ZM51 227V226H50ZM118 227H119V225H118ZM131 227H129V228H131ZM137 227V226H136ZM8 228V229H9ZM14 228V227H13ZM15 228H17V227H15ZM127 228H128V225H127ZM135 228V227H134ZM138 228V227H137ZM152 228V229H151ZM254 228V231H252V229ZM4 229H7V228H4ZM22 229H23V227H22ZM150 229H151V231H150ZM261 229V230H262ZM134 230V229H133ZM157 230H159L158 232H157ZM260 230V231H261ZM10 231H11V229H10ZM15 232H16V230H14ZM135 231V230H134ZM261 232H263V234H264V231H261ZM259 234V232L257 233V235ZM261 234V236H262V233H260ZM87 235V237H89ZM248 238H251V237H248ZM258 237H256V238H254V239H257ZM84 239H85V237H84ZM87 239V238H86ZM85 239V240H86ZM259 239V238H258ZM257 239V240H258ZM85 240H84V242H85ZM88 240V239H87ZM111 240V239H110ZM261 241L262 240H264V238L263 239H260ZM97 241V242H98ZM115 241V240H114ZM261 241L259 242V241H252V245L250 244L249 245V247H252L253 246V248H255V247H258V246H260V245H262L261 244ZM263 242V241H262ZM36 243V242H35ZM34 243V244H35ZM105 243V242H104ZM33 244V245H34ZM84 243H81L80 245H83ZM6 246V245H5ZM33 247V246H32ZM31 247V248H32ZM81 247H83V246H81ZM126 247H128L127 249H126V251H125V248ZM26 248V247H25ZM34 248V247H33ZM257 249V248H256ZM33 250V249H32ZM249 250V249H248ZM28 251V250H27ZM49 251V250H48ZM125 251V252H124ZM29 252V251H28ZM237 252V251H236ZM46 254V253H45ZM52 254V253H51ZM263 255V254H262ZM261 255V256H262ZM42 256V255H41ZM40 256V257H41ZM45 256V255H44ZM264 256V255H263ZM49 257V256H48ZM45 258V257H44ZM248 258V257H247ZM46 259V258H45ZM82 260V259H81ZM44 261V260H43ZM42 262V261H41ZM258 262H264V257H261V258H259V259H257V260H254L252 263H258ZM2 264H4V263H2ZM78 264V263H77ZM234 264V263H233ZM251 264V263H250ZM259 264V263H258Z\"/></svg>", "mask_w": 264, "mask_h": 264}]
</instances>
